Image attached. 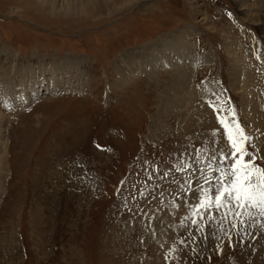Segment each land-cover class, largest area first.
I'll return each mask as SVG.
<instances>
[{"label": "rangeland", "instance_id": "1", "mask_svg": "<svg viewBox=\"0 0 264 264\" xmlns=\"http://www.w3.org/2000/svg\"><path fill=\"white\" fill-rule=\"evenodd\" d=\"M210 96L264 150V0H0V264H264L258 225L220 253L219 231L179 243Z\"/></svg>", "mask_w": 264, "mask_h": 264}, {"label": "snow or ice", "instance_id": "2", "mask_svg": "<svg viewBox=\"0 0 264 264\" xmlns=\"http://www.w3.org/2000/svg\"><path fill=\"white\" fill-rule=\"evenodd\" d=\"M228 15L231 17V13ZM213 96L206 101L218 123V128L212 129L211 147L197 149L195 162L192 163L190 158L188 164L177 169L187 173L175 195V201L179 203H173L174 208L183 206L187 209L180 223L188 235L179 243L193 254H196L199 241L206 240L210 232L220 233L213 249L220 253L224 244L234 248L245 244L249 238L255 239L250 228L258 225L264 230V166L260 163L264 161V150L254 142L252 134L245 131L235 108L227 106V102L220 104ZM221 139L223 146H220ZM72 163L81 175L72 173L68 183L74 176L77 180H88L86 165L78 160ZM163 175L168 176V172ZM251 247L254 250V246ZM177 251L173 246L169 250L171 256L165 255L168 264H174Z\"/></svg>", "mask_w": 264, "mask_h": 264}, {"label": "bare ground", "instance_id": "3", "mask_svg": "<svg viewBox=\"0 0 264 264\" xmlns=\"http://www.w3.org/2000/svg\"><path fill=\"white\" fill-rule=\"evenodd\" d=\"M261 2V1H260ZM242 5V4H241ZM68 6H70V5H68ZM255 6V5H254ZM246 10V9H245ZM71 11V10H70ZM248 11V10H247ZM69 12V11H68ZM245 12V11H244ZM243 15H245V14H243ZM247 15V14H246ZM245 15V16H246ZM175 49V48H174ZM172 50V49H171ZM239 60V59H238ZM234 67H235V65H234ZM65 69V68H64ZM242 70H244L245 71V69H242ZM242 70H240V71H242ZM238 72H239V68H238V70H237ZM243 71V72H244ZM63 72V71H62ZM246 73V72H245ZM245 73H243V74H245ZM241 74V73H240ZM247 75V74H246ZM237 76H238V74H237ZM242 76V75H241ZM245 76V75H244ZM240 77V76H239ZM239 77H236V78H239ZM254 79V78H253ZM240 80V79H239ZM246 79H244V77H243V81H242V78H241V82L240 81H238V79H237V85H238V87L239 86H241L242 87V89L241 90H244V92H243V99H245V108L247 109V112H249L250 113V111H251V115L249 116V121H252L253 122V119L254 120H256L259 116H260V118H261V114H263V112H262V108H261V103H260V100L258 101V100H256V98L253 96V94H252V92H250V91H247L248 89L247 88H249L250 86H251V84H249V82L251 83V81H245ZM255 80V79H254ZM185 81V80H184ZM253 84V83H252ZM237 87V86H236ZM240 87V88H241ZM239 88V89H240ZM240 90V91H241ZM256 90V89H255ZM27 93V92H26ZM28 94V93H27ZM27 94H24L23 96H24V98L26 99L27 98ZM252 98L255 100V102L257 101V103H255L256 104V106H254L253 107V109H252V102L250 101V99L252 100ZM261 101H263V100H261ZM264 105V104H263ZM262 105V106H263ZM258 116V117H257ZM259 119V118H258ZM264 119V118H263ZM260 120V119H259ZM252 122H251V124H252ZM255 122V121H254ZM257 122H258V120H257ZM261 122H262V120H261ZM256 125V124H255ZM261 126V125H260ZM259 127V126H258ZM250 131V130H249ZM9 246H10V244H9ZM9 249V248H8ZM9 259V258H8Z\"/></svg>", "mask_w": 264, "mask_h": 264}]
</instances>
